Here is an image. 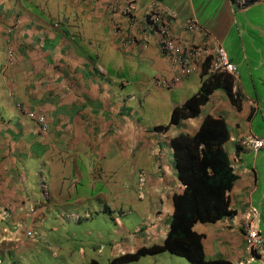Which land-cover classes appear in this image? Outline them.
Here are the masks:
<instances>
[{"label":"crops","instance_id":"1","mask_svg":"<svg viewBox=\"0 0 264 264\" xmlns=\"http://www.w3.org/2000/svg\"><path fill=\"white\" fill-rule=\"evenodd\" d=\"M154 13L181 49L215 40L237 75L210 73L205 57L173 81L179 68L162 50ZM190 17L206 36L185 27ZM213 74L229 77L231 94L214 87L195 115L171 122L173 109ZM205 117L202 131L214 142L225 138L220 144L236 176L226 192L233 212L191 229L201 234L206 259L264 264V148L242 144L264 139V2L0 0V262L20 264L18 253L35 245L24 234L33 225L79 221L92 208L134 211L139 223L117 245L121 253L161 242L172 195L183 187L174 155L183 165L189 153L170 141L193 135ZM248 227L260 248L247 245ZM118 254L101 258L109 263Z\"/></svg>","mask_w":264,"mask_h":264},{"label":"trees","instance_id":"2","mask_svg":"<svg viewBox=\"0 0 264 264\" xmlns=\"http://www.w3.org/2000/svg\"><path fill=\"white\" fill-rule=\"evenodd\" d=\"M228 78L219 74L208 76L194 94L173 109L170 121L195 115L198 105L214 87L221 86L230 95ZM207 121L205 117L190 137L179 134L170 141L174 149L189 153L184 156L183 165H180L182 156L174 155L183 187L181 192L172 195V213L163 240L138 247L133 252L119 253L111 257L109 264L131 262L142 256L164 251L184 257L195 264H231L220 257L206 259L200 242L201 234L191 229L195 222L215 221L233 212L229 208L226 192L236 176L232 173L229 160L220 144L225 138L214 142L211 134L202 131L204 124H210Z\"/></svg>","mask_w":264,"mask_h":264},{"label":"rangeland","instance_id":"3","mask_svg":"<svg viewBox=\"0 0 264 264\" xmlns=\"http://www.w3.org/2000/svg\"><path fill=\"white\" fill-rule=\"evenodd\" d=\"M63 207L68 205L65 204ZM262 207L264 213V202ZM93 209L89 210L88 216H83L79 221L63 216L54 223V227L46 223L41 226L33 225L30 231L34 230L31 237L35 238L33 242L35 245L30 250L18 253L19 263L87 264L89 258H94L100 264H109L107 255L121 253V248L117 245H120L126 237H132L135 224L139 221L134 217V211L131 209H125L121 213L117 210L112 213H95ZM29 226L28 220L25 229ZM98 246L101 248L98 249ZM78 248L83 250V254H80L82 250L78 251ZM105 255L107 262L101 258ZM157 260L159 264H195L168 252L142 256L135 261L121 264H158Z\"/></svg>","mask_w":264,"mask_h":264},{"label":"built area","instance_id":"4","mask_svg":"<svg viewBox=\"0 0 264 264\" xmlns=\"http://www.w3.org/2000/svg\"><path fill=\"white\" fill-rule=\"evenodd\" d=\"M256 1L258 0H234V4L238 7H245L250 3H255ZM262 2H264V0H262ZM149 20L153 26H155L157 33L162 38V50L165 54L170 53L172 55L174 63L179 68V74L173 78V81L178 80L180 75H184L190 70H194L196 68V62L199 61L200 58L204 59L205 57H209L208 71L210 73L224 72L232 76L237 75L234 64L228 60L224 49L221 47V45H219V43L215 42V40L209 39L207 44H205L206 47L203 48L191 46L181 49L168 38L166 34V26L164 25L159 14H151ZM184 24L185 27L191 32H199L202 36L207 35V32L202 30V28L197 24L196 20L192 17L185 19ZM97 68L98 70L102 71L101 67L97 66ZM160 83L165 86L170 84L169 81L164 82L163 80L160 81ZM18 107L22 110H26L24 107ZM25 114L28 118L34 119L38 123H42L44 121L43 116L35 114L32 111L26 110ZM242 143L253 151L264 148L263 138L252 136L243 140ZM26 234L30 235V231H26ZM246 243L253 250L260 248L261 246L262 240L252 227H248L246 229ZM250 258H253L252 255Z\"/></svg>","mask_w":264,"mask_h":264},{"label":"clouds","instance_id":"5","mask_svg":"<svg viewBox=\"0 0 264 264\" xmlns=\"http://www.w3.org/2000/svg\"><path fill=\"white\" fill-rule=\"evenodd\" d=\"M232 3L234 4V0H232ZM248 5H249V4H248ZM239 8H242V7H239ZM42 123H43V122H42ZM242 144H243V143H242ZM243 145H244V144H243ZM26 231H30V229L24 231V234H25L26 236H28V237H31L32 234L34 233V232L30 231V235H27V234H26ZM31 238H32V237H31ZM15 240H17V239H15Z\"/></svg>","mask_w":264,"mask_h":264}]
</instances>
